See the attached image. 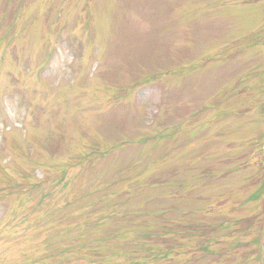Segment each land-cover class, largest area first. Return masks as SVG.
Segmentation results:
<instances>
[{"label":"rangeland","instance_id":"1","mask_svg":"<svg viewBox=\"0 0 264 264\" xmlns=\"http://www.w3.org/2000/svg\"><path fill=\"white\" fill-rule=\"evenodd\" d=\"M0 264H264V0H0Z\"/></svg>","mask_w":264,"mask_h":264},{"label":"trees","instance_id":"2","mask_svg":"<svg viewBox=\"0 0 264 264\" xmlns=\"http://www.w3.org/2000/svg\"><path fill=\"white\" fill-rule=\"evenodd\" d=\"M118 218V217H117ZM87 222H89L88 221V219L86 218V220L85 221H83L82 223H78L77 225L78 226H74V228L76 229V231L78 232V230L80 229V227H82L83 225H81V224H84V223H87ZM83 231V230H82ZM103 257V256H102Z\"/></svg>","mask_w":264,"mask_h":264}]
</instances>
